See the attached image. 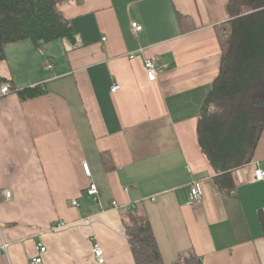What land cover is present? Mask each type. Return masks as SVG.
I'll return each mask as SVG.
<instances>
[{"label": "crops", "instance_id": "0c3cea01", "mask_svg": "<svg viewBox=\"0 0 264 264\" xmlns=\"http://www.w3.org/2000/svg\"><path fill=\"white\" fill-rule=\"evenodd\" d=\"M228 2L62 0L74 43L6 46L0 77L14 92L0 97V264H99L95 244L103 264H135L125 228L136 221L149 223L162 264L188 253L201 264H264V180L254 179L264 129L251 163L231 173L230 194L197 139ZM35 86V98L16 93ZM194 183L202 196L191 204Z\"/></svg>", "mask_w": 264, "mask_h": 264}, {"label": "trees", "instance_id": "16d2710c", "mask_svg": "<svg viewBox=\"0 0 264 264\" xmlns=\"http://www.w3.org/2000/svg\"><path fill=\"white\" fill-rule=\"evenodd\" d=\"M62 0H0V61L7 45L30 41L35 49L68 40L74 43L70 21L58 4ZM230 19L218 31L219 72L207 94L197 126L199 148L215 173L221 192L236 186L231 173L253 160L264 129V0H229ZM188 18L181 17L184 25ZM8 84L0 77V86ZM12 92L13 88L9 85ZM21 100L41 94L39 87L16 91ZM105 170L112 167L104 160ZM264 238V211L258 213ZM135 264H162L151 227L136 221L125 228ZM176 264H201L193 253Z\"/></svg>", "mask_w": 264, "mask_h": 264}, {"label": "built area", "instance_id": "2783aa9c", "mask_svg": "<svg viewBox=\"0 0 264 264\" xmlns=\"http://www.w3.org/2000/svg\"><path fill=\"white\" fill-rule=\"evenodd\" d=\"M132 29H133V32L135 33V32H138L141 30V26H138L137 24H132ZM144 67H145V71H146L148 79L150 81H155L157 78V67H156L155 61L153 59H149V60L145 61ZM118 89H119V87L114 85L111 88V91L115 92ZM10 93H12V90L9 87V85L3 84L2 86H0V97L7 96ZM83 171H84L85 175H87V176L90 175V170H89V167L87 164H83ZM254 179L256 181H263L264 180V160L256 163V167L254 170ZM87 194L90 196H94V195L98 194V189H97L95 184L91 183L89 185V187L87 189ZM201 196H202V192H201L199 184H197V183L192 184L191 191H190V203L191 204L197 203L201 199ZM5 197L9 198L10 193H6ZM72 205L78 206V202L74 201V202H72ZM113 205L115 206L116 203L113 202ZM63 227H65V224L60 222V223L56 224L55 226H53L52 229H54V230L55 229H61ZM2 249L3 250L6 249L5 244H3ZM36 250L40 255H42L46 252V248L44 246H42L41 244L37 245ZM92 253H93L94 257L97 259V262L99 264H103V262H104L103 252L98 245H96V244L93 245ZM31 262H32V264H40L42 262V258L41 257L34 258L31 260Z\"/></svg>", "mask_w": 264, "mask_h": 264}]
</instances>
